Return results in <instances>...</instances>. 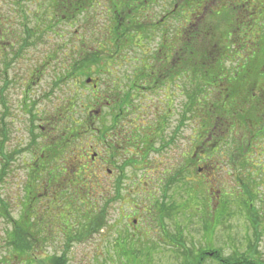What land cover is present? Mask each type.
<instances>
[{
  "label": "rangeland",
  "instance_id": "obj_1",
  "mask_svg": "<svg viewBox=\"0 0 264 264\" xmlns=\"http://www.w3.org/2000/svg\"><path fill=\"white\" fill-rule=\"evenodd\" d=\"M163 2L169 3L170 0H161ZM43 0H39V4ZM57 0H49L50 10L52 9L51 4L56 3ZM95 2V1H94ZM178 2V16L182 19L181 12L186 13L191 10L190 5L192 4L189 0H177ZM206 2V1H205ZM96 6L98 10L102 8V4L109 2L107 0H96ZM228 4H233L239 8V13L232 7H228ZM244 4H253L251 8L247 5L242 8ZM159 6V4H158ZM160 7V6H159ZM205 11H200L198 17L195 19L197 22H191V24L183 28V22L179 27V31L184 30V37H178L176 42V65L180 71L184 72L189 65L192 64L193 54L191 53V48L193 43H201L202 51L199 52L200 58H202L199 70L201 72L207 73L208 80L210 83L211 76L216 72L218 77L212 79L211 84H218L219 77L226 73L229 75L230 79H234V88L231 85H221L217 90V94L213 93L212 97H207L206 105L210 104L216 106L219 105V99L223 100V96H230V103L235 107L239 108L241 106V99L244 94L250 90L251 86H254L255 97L257 98L246 112L252 113L253 105L261 98L264 93V0H210L206 6ZM35 3L34 0H28L23 4V10L27 12L34 13ZM32 10V11H30ZM93 11H90L92 13ZM97 10H95V13ZM12 11L4 7L3 1L0 2V29L14 31L15 25L11 19ZM56 13H49V32L43 37L42 41L27 42L25 45L17 41L14 46V52L25 51H36V52H50L54 53L56 60L49 65V68L44 73V83L50 84L53 76H60L61 79L69 72L75 62H77L75 55H73L74 47L77 46V42H73L75 35L81 36L84 42H80L82 52L85 53L84 56L90 54V50H95V52L101 51L99 55L100 63H103L108 59V55L112 54L114 50L113 43L109 40L111 35L110 26L105 25L108 23L106 19L103 18V22H97L94 24L90 19L79 22L76 26L69 28L68 25H59V23L53 24V16ZM252 14V16H251ZM251 17H249V16ZM148 16L149 26H152L154 22H159L162 16V12L153 9V7L148 8L144 11L143 17ZM248 16V17H246ZM184 19V18H183ZM94 24V25H93ZM59 31H62V35ZM147 34H151V31L145 28L143 31L144 39L139 42L138 47H129L130 44H126L122 41L120 47H126L125 53L123 50H119L121 56L125 57L127 61L132 60L129 52L144 51L145 48L154 49V44H150L147 39ZM128 32V30H127ZM180 33V32H179ZM170 28H165L164 31L160 32L161 38L158 36L154 41H161V51L158 57H161L164 52L167 51L170 43ZM228 34L229 37H226ZM232 34V35H231ZM256 35L257 38L251 39L249 35ZM62 36V37H60ZM130 34H128V41L134 43L136 35L132 36V41ZM152 39V38H151ZM251 40V41H249ZM3 41H0V45ZM125 43L124 46H122ZM234 44V45H233ZM4 45V44H2ZM156 47V45H155ZM227 49V51H226ZM1 57L3 61L8 60V55H11L13 51H1ZM20 54L25 58H28V53ZM65 59L64 68L59 64V59ZM118 56V55H117ZM22 57V58H23ZM136 58V57H135ZM120 62V60H118ZM124 61V59H123ZM113 63L109 66L112 67ZM218 64V66H216ZM28 66L22 59L15 61L12 68L7 71L6 80L8 78H17L19 75L21 79L27 77L25 67ZM156 62H154V68H158ZM2 65L0 64V68ZM189 71H192L189 68ZM1 72V71H0ZM101 74H93L92 66L90 72L87 71L85 76L77 75L70 80L61 81L59 84L58 100H61L65 105L71 97H78L75 101L77 104L78 112L75 113V119L79 122V131H82V149L85 152L90 153L92 150L95 152L100 150L103 146L99 140L96 138V134L87 133L85 131L86 125H89L90 120L94 122L99 119L100 123L105 129H108L107 116L111 115V109L105 107V98L110 97L109 91L106 90L105 80L108 77L106 71H102ZM115 71H113L114 73ZM90 73V74H89ZM119 75V74H118ZM4 73H0V77H4ZM88 76V77H87ZM98 77L102 83L98 86V91L93 94L92 88L89 85H85L86 78ZM196 82V81H195ZM193 81V74L190 73L189 76L182 75L177 82L178 91L177 93V110L178 114L180 111L184 110V105L187 103V114L192 116L190 121L194 123V118H199L200 116H194V112H200L198 109L192 107L193 97H195V87L196 83ZM19 83L16 81L15 84ZM230 83V82H229ZM208 89H211L209 87ZM251 91V90H250ZM76 92V93H75ZM75 93V94H73ZM91 95L99 98V103L95 101V98ZM215 95V96H214ZM190 100L187 102L188 98ZM198 97V95H197ZM203 97V94H202ZM14 97H12V100ZM206 100V99H205ZM205 100H200V108L204 106ZM139 102V101H138ZM137 103V102H136ZM134 103V104H136ZM146 103V101H145ZM57 104V103H56ZM55 104V105H56ZM65 108V107H64ZM183 108V109H182ZM194 110V111H193ZM97 111V112H96ZM261 112V110L259 109ZM223 112V111H222ZM221 112V113H222ZM114 113V112H113ZM190 113V114H189ZM98 116V117H97ZM25 123L17 122L13 124V133L16 131V127L21 129ZM199 128V124H193L192 133ZM85 131V132H84ZM237 136L240 135V131L237 130ZM189 131L184 134H179L176 144L175 155L177 156V184L174 186V198L171 207H167L165 210L167 214L173 215L175 213L177 220L176 230L167 235L161 234H133L129 232L126 228L127 220H122L123 217H128L131 213L130 209L132 205L127 209L126 203H122L121 199L119 201H114L112 205H109L106 209V225L102 227L101 225L93 226L88 234H84L82 226L84 218L78 215V222L75 226L72 224L71 234L65 235L62 230L56 232L57 225L53 221V217L62 212H68L69 204L76 203L78 205L79 200L83 198H88L90 195L89 191H83L84 189H79L82 185H86V181L90 180V173L88 168H86V159L84 156L80 157L77 151L71 152V147L66 150V163L60 165V170H47L45 171V179L41 183L50 182L51 176L56 175V180L52 184L51 188L48 190V195L57 194V197L51 196L45 198V200L32 202L31 211L29 213L30 217L33 219V230L41 231L43 226L47 221L51 223L50 228H44L43 232L40 234L36 233V238L40 239L36 246V250L29 252L31 255L26 259H21L17 252L10 251V246L5 242L1 243L6 237V233H10V236H17L11 233L7 225L2 222L0 224V264H42L43 262H48L51 257H61L63 254L66 257V264H194L202 253H209L218 251L221 258H228L233 254L241 255L247 254L251 260H254L257 264H264V230L261 229L259 236H256L251 227L249 219L245 220V211H239L238 198L233 196L228 199L223 197L224 194L217 193V188L220 182V190L222 187L224 191L229 192L230 189L233 191L236 186L228 180H224L222 183V177L216 175L214 172L212 174L213 180L212 184L208 181V177L199 174V167L202 164L191 165V170L187 173L186 166H188L189 157L191 155V147L185 141L187 140ZM20 136V134H16ZM262 148H264V139L261 140ZM193 145H197L195 141ZM79 147V148H81ZM93 149H89L92 148ZM195 153L198 154V150L201 147V142L199 145L195 146ZM222 148L225 149L223 146ZM224 152V151H223ZM188 154V155H187ZM187 155V159H185ZM72 163L76 164L79 169L73 171L70 166ZM184 174L181 171L184 169ZM84 169H86L84 171ZM190 169V168H188ZM80 170V171H79ZM85 174H82V173ZM22 171H9L6 177L2 180V195L10 201L9 205L14 208L12 218L16 219L18 225L25 223V209L23 208L24 201L26 199L25 190L27 184L24 183L25 178L22 177ZM220 177V179H219ZM205 178V179H204ZM22 179V180H21ZM19 180V181H18ZM26 186V187H25ZM39 185L34 184V191L36 192ZM179 187L180 193H179ZM24 188V189H23ZM143 187H133L130 186L129 192L131 190L142 191ZM214 202L215 195L220 202V210L225 215V208H230L232 215L235 217L228 219V221H223L220 224L219 220L216 218V213L213 215L207 214L209 204V195ZM89 192V193H88ZM88 193V194H86ZM123 193H121L122 195ZM87 195V196H86ZM262 198V197H261ZM217 200V201H218ZM127 201V200H126ZM49 204V208L45 207V204ZM128 202V201H127ZM130 202V201H129ZM136 201L132 203L135 204ZM131 204V203H130ZM100 205V204H99ZM215 204L211 201L209 206L210 209H215L213 206ZM218 205V206H219ZM217 206V205H216ZM257 206V205H256ZM241 208V207H240ZM239 208V209H240ZM138 215L144 217L146 214L141 210L137 211ZM28 213V212H27ZM26 213V214H27ZM264 213V211H263ZM46 217L50 216V219L46 221H41V215ZM53 221V223H52ZM61 224H65V220H61ZM119 222H121L119 224ZM170 222V221H168ZM74 226V227H73ZM101 226V227H100ZM117 227V228H116ZM101 229V230H100ZM131 231V229L129 228ZM38 236V237H37ZM46 241H42L45 240ZM35 248V247H34ZM251 252V253H250ZM45 259V260H44ZM22 261V262H21ZM43 261V262H42ZM202 264H218L211 258H206Z\"/></svg>",
  "mask_w": 264,
  "mask_h": 264
},
{
  "label": "flooded vegetation",
  "instance_id": "obj_2",
  "mask_svg": "<svg viewBox=\"0 0 264 264\" xmlns=\"http://www.w3.org/2000/svg\"><path fill=\"white\" fill-rule=\"evenodd\" d=\"M2 1L4 7L12 11L10 21H13L15 29L14 31L0 30V41L4 44L0 45V64L2 65L0 73L5 74L4 77H0V189L2 180L9 171L20 170L22 171L21 177L25 178L24 183L27 184L24 204L43 201L51 196L57 197L58 193L48 195V190L55 182L56 175L51 176L49 183L40 184V182L46 180L45 171H59L60 165L67 162V160L65 162L67 143L72 144L71 152L77 151L76 155L84 156L86 159L85 165L91 179L85 183L92 186L88 198L94 202L110 205L121 199L122 203L128 205L127 209L132 205L130 215L127 218L123 217L122 220H127L126 228L133 234H171L177 228L176 215L175 213L169 215L165 210L173 203L174 186L177 184L175 150L179 134L182 135L189 131L187 140H185L191 147L190 163L186 166L187 173L191 170V165H194L191 162H193V153L197 148L195 147L197 145H193V124L190 121L192 116H181L177 110L178 74L182 71L176 65V42L178 37H184L185 29L179 31L181 23L183 22V28H186L191 22H197L195 19L199 12L207 9L205 6L210 0H189L192 3L191 10L186 13L181 12L184 19H179L177 0H170L166 5L161 0H148V8L153 7L154 11L162 12L159 22H154L152 26L146 24V22L149 23V17H143L144 11L148 9H145L146 0L130 2L132 15L139 18L129 21L124 17L122 10L127 0H107L109 4H102L100 10L96 6V0H57L54 3L55 10L62 5L69 9L81 10L82 3H88V6L83 8V13L78 11L69 21H66L63 16L65 19L59 21V25L64 24L72 28L76 26L80 18L85 23L87 19H90L94 24L99 21L103 22L104 18L108 21L105 25L110 26V33L116 28L120 38L122 37L121 40L127 45L132 44L129 47L140 45L139 42L143 41L145 36L142 33L145 28L151 31L150 35L146 31V35L149 46L154 44V49L145 48L144 51L129 52L132 60L127 61L119 51L123 50L125 53L127 47L124 46L125 43L122 45L124 47L117 49L113 46L115 51L108 55L106 61L100 63L99 67L92 66L93 74H101L102 71L108 74L104 84L110 97L105 98V107L113 109H111V115L107 116L108 129L103 127L99 119L95 122L90 120L89 125H86L85 131L88 134H96V138L103 145L100 150L95 152L92 150L90 153L85 152L81 147L82 138H84L82 131L79 132V136H74V139L69 142L66 139L65 105L58 100L59 84L64 81L65 77L61 79L60 76H53L50 84L44 83V73L58 55L46 51L14 52L17 41L20 43L39 42L49 32V24L46 23L50 20L49 0H43L40 4L39 0H34L33 14L23 10V4L28 0H0ZM245 5L248 8L253 6V4H244L242 8ZM113 6H115L114 11ZM228 7H232L240 15L237 6L228 4ZM95 10H97L96 13ZM90 11L93 12L90 13ZM136 11L138 15L135 14ZM0 20H2L1 16ZM53 20V24L56 23L57 20ZM165 28H170V43L167 51L158 57L162 45L161 41L154 40L158 36L161 38L160 32ZM59 32L62 35V31ZM128 34L131 38L136 35L134 43L127 42ZM108 37L112 40V35ZM131 38L130 41H132ZM249 38L254 39L257 36L250 34ZM81 40V36L75 35L73 42H77V46L74 47L73 55L77 63L85 57L81 49L83 46L81 47L80 44L84 41ZM7 50L13 52L8 55L7 61L1 63L3 59L1 51ZM22 53H28V58L20 55ZM90 54L100 57L101 51L90 50ZM19 58L28 65L25 67L27 77L21 79L19 75L17 78L12 76L6 80L7 71ZM58 61L64 68V56ZM113 62L114 64L110 67L109 64ZM154 62L160 65L157 69L154 68ZM227 75L224 73L223 78L229 80ZM16 81L19 83L15 84ZM100 83L102 85L103 82L98 77L91 78L89 86L92 90L96 88L98 91ZM221 84L225 85V83ZM12 97H14L13 100ZM91 97L95 98L98 103L100 102L96 96L91 95ZM119 106L121 109H118ZM17 122H24L25 125L21 129L16 127L13 133V124L16 125ZM16 134L20 136L17 137ZM206 134L205 139L209 137V132L207 131ZM207 141L201 144L200 149H197L199 153L208 152L209 147L214 149L215 144L211 142V139ZM187 158L186 156L185 159ZM70 167L73 171L79 169L74 163ZM184 170L185 167L181 173L184 174ZM198 171L202 173L203 168L199 167ZM34 184L39 185L36 192H33ZM130 186L132 188L143 187L140 195L138 191L129 192ZM84 187L87 186L82 185L77 191ZM13 200L14 198L10 199V201ZM10 201L2 195L1 190L0 224L4 222L13 233L17 221L12 218L14 208L8 204ZM133 201H136L135 204L132 203ZM49 204L47 202L45 204L47 209ZM139 210L146 215L144 217L142 213L138 215ZM5 241L7 244L5 238L1 240V243Z\"/></svg>",
  "mask_w": 264,
  "mask_h": 264
},
{
  "label": "trees",
  "instance_id": "obj_3",
  "mask_svg": "<svg viewBox=\"0 0 264 264\" xmlns=\"http://www.w3.org/2000/svg\"><path fill=\"white\" fill-rule=\"evenodd\" d=\"M133 1H137V0H127L125 2L126 4L124 3L125 4L124 8L122 9L124 13V17L128 21L133 18H139L138 16L134 17L132 15L133 10H131L129 4L130 2ZM51 6L52 9L50 11L52 13L54 12L56 13L53 19H56L57 20L56 23H58L59 21L65 18L66 21L73 19L74 15H76L78 11L79 13L80 12L83 13L84 12L83 8L88 6V3L83 2L81 10H76L74 8L69 9L68 7H64L63 5L60 6L58 10H55L54 4H51ZM147 8H148V0L145 1V9ZM112 9L114 11L115 6H113ZM135 14H137V11ZM63 16H65V18H63ZM111 35H112L111 43L114 44V47L116 49L119 48L120 44L122 43L121 40L122 37L120 38V35L116 28L114 29V31H111ZM226 37L231 38L228 36V34ZM25 44L26 43H23V45ZM200 51H202L201 43L199 44L193 43V47L191 48V53L193 54L192 64L191 66L186 65L188 66V68L184 72L179 73L178 77L180 78L182 75H186L187 73L188 74L186 76H189V74L192 73L193 81L194 82L196 81L195 87L197 88L195 90V97H193L192 107L194 108V110L198 109L200 111L199 113L194 112L193 115L200 117L199 118L195 117L193 119L194 125L199 124V128L194 131L193 140L197 145H199L200 142L201 144L204 143L205 141L208 142L207 140L210 138L211 142L214 143L215 146L213 150L209 147V151L206 153L196 154L194 152L193 163L202 164L203 172L200 174L205 175V177H208V181H210V184H212V180H213L212 174L214 172L216 175L221 176L223 178L222 183L224 180H228L229 182H232L234 186H236V189H234L233 191H231L230 189L229 192H226L224 191L223 187L221 191L220 182H219L217 193L224 194L223 197L228 199L232 198L233 196L238 197L235 198V200H238L239 202L238 204H240V206H238V210L245 211L246 213L245 220L249 219L250 227L253 233L256 236H259V232H261V229L264 230V213H263L264 211V148H262L261 146L262 145L261 140L264 139V93L261 95V98H259L258 101L253 104L255 106L252 108V113L246 112V110H248L249 107L252 105V102H254L257 99L254 93V86H251L250 88L251 91L248 90L244 94V96L241 99V106L239 108H235L230 103V96L227 95L223 96V100L219 99V105L217 103L216 106L211 105V103L209 105L208 104L206 105L207 97H212L213 93L217 94L218 93L217 90L219 89V87H222L221 83H225L229 85L230 82V85L233 86L234 88V81H232V79L230 78L229 80L224 79L222 74L218 79V84L217 83L211 84L212 79H214V77H218L217 73L215 72L211 76V80L209 83V80L207 79L209 75L199 70V66L201 65V62L203 60L202 58L198 59L200 57L199 55ZM99 58L100 57L97 56L94 57L91 54H89L83 57L80 63L75 62L71 70L67 72L66 75L64 76L65 80L66 81L70 80L71 78H74L77 75H81L82 77H84L87 71L90 72L91 66H98V67L100 66ZM216 66H218V64H216ZM189 68H191L192 71H189ZM227 76L229 77V75ZM88 79L90 78H86V81ZM86 81H85V85H86ZM209 87H211L212 90L208 89ZM92 92L93 94L96 93L97 92L96 88L92 90ZM201 99L202 100L206 99V100L204 106L200 108L199 101ZM76 100H78V97H76L75 95V97L74 96L71 97V99H69V101L65 103L66 119L64 124L65 125L64 130H65L67 142H69V140L71 139H74V136L76 137L79 136V132H80L78 130L79 122H77V120L74 118L75 113H77L79 110L76 107L77 106V104L75 103ZM189 100L190 98H188L187 102ZM187 108L188 107L186 103V105H184V110L180 111L179 115L187 116L188 115ZM118 109H121V106H119ZM259 109L261 110V112L259 111ZM237 130L240 131V135L238 136L236 132ZM207 131L209 132V137L205 139L206 138L205 136L207 135L206 134ZM223 146L225 147V149L222 148ZM69 147H72V144L67 143V149H69ZM86 188L87 187L82 188L84 189L83 191L91 192V188H92L91 185L88 186V189ZM180 189L181 187H179V193H180ZM207 194L209 195L208 190H207ZM221 194L219 195V197L215 195L216 202L212 200L211 194L209 195L210 198L208 199L209 204L212 201L215 204L213 206L215 209H210L211 207L209 206V204H207V208H208L207 214L215 215V213L218 210V213H216V218L217 220H219L220 224H222L223 221H228V219L235 217V215L234 216L232 215L230 208L228 207H226L224 210L225 215L223 212H221L220 210L221 207L219 205L220 199L218 200V198L221 197ZM77 202L78 205H76L75 203L73 204V207H72V203L69 204L68 212L64 211L63 214L61 212L53 217V221L57 225L56 232L62 230L65 235L71 234L72 224L75 226V224L78 222V217H77L78 215H80V219L81 217L85 219L83 225H81L82 230L84 232L83 236L84 234H88L93 226L95 227V231H97L99 229H96V226L101 225L102 227H104L106 225L105 213L107 207L110 204L108 203L102 204V203L94 202L92 201L91 198H83L82 200H79ZM30 205L32 204L29 203L23 205L22 209H25V215H24L25 223H21L22 224L21 226L17 224L14 227L13 230L15 232H13V234L16 233L15 235H17L14 237L15 239H13L14 235L10 236V233L7 234L5 237V239H7L8 245L11 247L10 251L14 252L13 246H15V251L17 252L18 256L21 259L25 257L27 259L28 257H30L31 255L30 253L36 250V246L38 244L42 243L39 242L40 239L36 238V233L40 234V232L44 231V228L51 227V223L47 221L48 219H50V216L46 217L45 215L42 214L40 217L41 221L46 219L47 222L45 223L41 231L33 230L32 221L33 219H35V217L33 216L32 219L29 215V213H32ZM61 220H65L66 223L64 225L61 224L62 222ZM46 240L47 239L42 241H46ZM208 257L216 261L218 264H257L254 260H251L247 254H243V253L241 255L233 254L228 258H221V255L219 254L218 251L202 253L201 256L199 257V260H197L195 264L204 263L205 259ZM192 263L194 264V262ZM42 264H66V257L64 254L59 258L51 257L48 259V262H43Z\"/></svg>",
  "mask_w": 264,
  "mask_h": 264
},
{
  "label": "water",
  "instance_id": "obj_4",
  "mask_svg": "<svg viewBox=\"0 0 264 264\" xmlns=\"http://www.w3.org/2000/svg\"><path fill=\"white\" fill-rule=\"evenodd\" d=\"M87 83H89V82H87Z\"/></svg>",
  "mask_w": 264,
  "mask_h": 264
}]
</instances>
